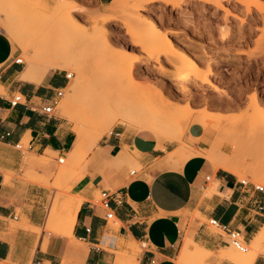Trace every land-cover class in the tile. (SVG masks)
Segmentation results:
<instances>
[{
	"label": "crops",
	"instance_id": "obj_1",
	"mask_svg": "<svg viewBox=\"0 0 264 264\" xmlns=\"http://www.w3.org/2000/svg\"><path fill=\"white\" fill-rule=\"evenodd\" d=\"M19 55L0 36V66ZM22 71L23 67L13 64L0 70L4 89L0 94V264H30L33 260L66 264V256L75 258L77 264H114L115 257L97 247L109 244L111 250L128 251L130 245L142 243L146 247L138 264H178L187 237L210 253L206 264H235L222 256L223 250L229 248L226 236L211 231L208 220L213 218L231 229L242 230L248 245L264 227V210L257 211L254 203L259 200L264 206L263 196L253 191L251 182L241 186L237 174L217 167L206 157L214 136L199 123L189 124L181 138L195 154L177 168H165L163 161L178 148V142L155 140L148 131L133 135L115 132L102 139L99 158L107 162L106 168L104 174L87 176L85 186L78 192L85 200L77 212L72 237L53 234L60 239L44 243L43 234L11 227V222L21 221L41 227L51 194L47 188L20 179L22 165L32 166L35 161L22 162L23 153L16 145L28 139V152L34 156H42L50 149L61 158L69 154L75 140L66 122L40 110L54 98L55 91L66 88L64 75L48 72L37 84L20 81ZM16 94L22 101L12 106ZM236 108L228 105L211 112L231 115L237 113ZM124 146L141 167L133 176L127 169L113 171L110 164ZM221 151L230 154V146L223 144ZM105 175L113 193L110 206L115 221L121 225L112 232V238L107 235L105 211L89 204L94 192L105 190ZM131 177L134 178L127 181ZM116 197L123 200L120 206L114 202ZM85 228L90 229L88 234ZM251 264H264V255L255 256Z\"/></svg>",
	"mask_w": 264,
	"mask_h": 264
},
{
	"label": "rangeland",
	"instance_id": "obj_2",
	"mask_svg": "<svg viewBox=\"0 0 264 264\" xmlns=\"http://www.w3.org/2000/svg\"><path fill=\"white\" fill-rule=\"evenodd\" d=\"M45 1L48 2L51 11L61 4L69 3V6L74 8L72 10L73 15L85 24V26L80 27L85 32L94 30L91 27H95L88 20V15L90 18H93V15L94 18H99L97 16L102 17V13L114 16L117 11L115 9L113 12H107L109 5L114 0H43L40 2V7ZM261 2L264 3V0H221V7H216L211 0H182L174 7L170 0H151V2L140 4V8L137 10L146 22L142 29H146L150 23H154L157 33L161 34L162 37L164 36V39L167 38L166 42L170 39L168 46L172 45L176 55L179 56L177 59L172 58L173 56L159 54L154 57V59L159 58H157L158 60L155 59L157 62L153 60L150 65H146V57H144L146 53L142 49L140 50L139 46L132 43L131 37L122 28L121 21L117 18L113 19L107 29L110 34L109 41L113 52L124 59H128L127 61H130L131 58H125L127 55H124V53L127 51L126 54H131H128V57H134L131 58L132 61L136 58L139 59L137 62L138 75L130 79V81L133 79V82L129 81L128 78L130 77L127 75L129 83L126 86V81H124V85L128 90L126 89L127 92L124 91V93L133 100L135 99V101L137 99L142 101L141 108L145 105L147 109L160 116L170 114L178 119L173 124L175 131L170 133V136H161L159 139L151 134L149 136L160 141H174V138H177L176 140L181 145L184 142L180 138L183 137L188 125L199 123L213 133V143L210 150H217L223 144H227L231 149V153L228 155H231L234 149L238 148L239 160L241 161L239 162L240 174L242 173L241 176H243L244 173L245 176L239 178L241 181L264 187V115L257 118L254 116L258 108H261L260 100L264 101V19H262L264 12L259 13V11H256L257 4ZM260 6L263 5L260 4ZM49 14L51 15L52 12ZM0 36L10 43L1 27ZM82 48L84 50L80 54H83L81 57L84 56L83 59L85 58L87 63L88 78L91 83L99 81L98 83L106 86L112 81L122 82V79L114 78L116 76L113 73L115 70L108 66L110 65V58L106 59L105 57L111 56L109 51H106L109 52V56H107L105 50L95 49L88 44L82 45ZM16 54L21 55L22 52L17 50ZM184 58L187 59L189 66L179 74L181 78L177 79L173 76L174 64ZM161 67H163V73H160L159 69ZM49 72H55L58 75H64L65 72L70 73L63 70H50ZM194 75L197 77H194ZM72 79L73 75L69 81L66 80V87L71 86ZM117 82L116 84H118ZM66 94V91L63 90V96L57 99L54 116L60 119L61 122H66L67 127L73 132L72 129L75 123L64 118L61 114L60 105L66 100ZM228 105L236 106L237 108L234 111L237 113L220 115L211 112L213 109L220 111L222 107ZM145 106L142 108L143 110ZM197 108H200V110H195ZM122 131L129 135L138 134L137 128L133 125H114L110 130L107 129L102 133V136L97 140L96 148L83 153L76 161H71L70 155L67 153L63 157V163H58V154L46 155V153H43L42 156L47 157L48 163L41 165L40 160L28 152V139L21 142L22 162L25 160L24 162L28 163L31 158H34L35 162L32 166L24 167L22 165L20 179L29 184H37L49 189V185L43 183V179L47 180L52 187L49 189L51 194L49 203L46 206L45 221L40 227L41 232L38 235L43 234L44 243L58 238L53 235L55 233L51 234L45 228L52 207H56L59 211L67 202L81 197L78 192L85 186L87 176H93L96 173L104 174L107 162L99 158V143L111 133ZM94 140V137L90 138V142ZM187 150L192 154L194 153L188 146ZM210 150L206 154L210 153ZM122 169H127L128 172H139L141 167L139 163L133 164L131 162L122 168H113L112 170L118 172ZM62 172L65 174L64 176ZM104 177L105 190H109L107 176ZM133 178H128L127 181ZM56 184H61L59 189L53 188L56 187ZM99 193V191L94 192L91 203L100 204ZM201 222L205 221L202 220ZM16 226H18V223L11 222V227ZM120 226L116 225L115 220H110L107 235L112 238V232H117ZM210 230L218 232L211 227ZM81 243L84 244L82 241ZM84 245L88 248V245ZM101 247L105 252L115 257L114 264H116L119 253L127 252L131 254L132 252L135 258L138 259L144 251L140 244L130 245L128 251L119 249L114 251L107 246ZM252 247L251 243L247 252L251 251L255 256L264 255V241L257 250ZM190 249L192 250V248ZM230 250L237 251L229 246L228 249L223 250L222 254H227ZM182 255L181 253L179 256L178 264H184L187 258ZM63 260L66 264L78 263L75 258L68 256L64 257Z\"/></svg>",
	"mask_w": 264,
	"mask_h": 264
},
{
	"label": "bare ground",
	"instance_id": "obj_3",
	"mask_svg": "<svg viewBox=\"0 0 264 264\" xmlns=\"http://www.w3.org/2000/svg\"><path fill=\"white\" fill-rule=\"evenodd\" d=\"M42 1L43 0H0V27L5 31L10 41V49L12 52L17 50L22 52L19 58L23 61L24 68L19 75L20 81L38 84L50 70L69 71V74L73 75L71 86L64 89L67 93L66 100L60 105L62 116L75 123L72 129L75 140L69 152L71 161H76L83 153H87L93 148H96L97 140L102 136V133L107 129L110 130L114 125H133L137 128L138 132H151L157 139L175 131L173 124L177 122V118L175 119V117L170 114L160 116L152 110L147 109L145 105L143 110L142 108L144 106L141 108L143 105L142 101H139L137 98L135 101V99L133 100V98L124 93V91L127 92L126 86L127 83H129L127 77H130L128 78L130 81L131 78H135V76L138 75L137 62L139 59L135 57L136 59L132 61L131 58L134 57H128L129 53L126 54L127 51L124 53V55H127L125 58L131 57L130 61H127L128 59H124L119 54L113 52L111 49V42L109 41L110 34L107 26L110 21L117 18L121 21L122 28L131 37L132 43L139 46L140 50L142 49L146 53V56H144L146 57V65H150L155 59L158 60V57V59H154V57L159 54H164L169 57L173 56L172 58L178 59L179 56L176 55L172 45L168 46L170 39L166 42L167 38L164 39V36L162 37L161 34L157 33V28L154 23H150L149 27L142 29L146 22L141 18L137 9L140 8V4L151 2V0H114L107 10V12H113L117 9L115 12L116 15L114 16L108 13H102V17L97 16L99 18H94L95 16L93 15V18H90L86 13L88 15V20L95 26L94 28L91 27L94 30H89L90 32H85L80 29V27L85 26V24L73 15L72 10L74 8L69 6V3H66L69 7L64 3V5L61 4L56 9L52 7L54 10L51 11L46 1L42 4V7H40V2ZM170 1L174 7L182 0ZM211 1L216 7H221V0ZM258 4L256 11H259V13L261 11L264 12V3L261 2ZM260 4L263 6H260ZM247 7H249V5H247ZM36 8L40 9L38 10ZM50 12H52L51 15L49 14ZM262 19H264V17ZM84 44H88L95 49H101V51L105 50L104 52L109 51L111 56L105 57L106 59L110 58V65L108 66H111V68L115 70V72H113L114 75H116H113L114 78L117 77V79H122V82H117L116 80L106 86L98 83L99 81L91 83L88 78L89 69L86 66L87 63L85 58L83 59L84 56L81 57L83 54H80V52L84 50V47L82 48ZM109 52H106L107 54L105 53V55L109 56ZM127 62H129V64H127ZM188 66L189 63L186 58L176 62L173 68V76L177 79L181 78L179 74ZM159 70L160 73H163V67ZM108 71L111 72L110 70ZM194 77L197 76L194 75ZM132 80L130 82H133ZM124 81H126V86L124 85ZM116 82L119 85L116 84ZM120 85L124 86L122 87ZM3 90L0 84V94H3ZM260 101L261 108H258V111L254 115L256 118L264 115V101ZM91 137L95 138L93 142H90ZM176 139L177 138H174V141L178 142ZM188 151L186 144L183 143L179 145L178 148L167 154L165 161H163V167H180L185 160L195 154V152L192 154ZM238 151V148H235L233 153L228 155L223 153L221 148L217 150L212 149L210 153L208 152L206 157L217 167L227 168L230 172H234L241 178L244 176V173L243 176H241L242 173L240 174L239 168V162L241 161L239 160L240 156L238 155ZM45 153L46 155L57 154L50 149H47ZM33 157L38 158L40 164L48 163L47 157ZM33 161H35L34 158L30 159L28 163H32ZM131 162L133 164H138L128 153L126 146H124L122 151L112 159L110 164L114 168H122ZM244 169L243 167V170ZM62 175L64 176L65 174L62 172ZM42 181L45 183L43 179ZM45 184H47V186L49 185V189L52 188L50 183ZM60 185L56 184V187L54 186L53 188L59 189ZM84 200L83 197H79L74 201L67 202L59 211L56 207H52L45 226L47 232L49 231L50 233L72 237L77 212ZM115 222L116 225L119 224L117 221ZM18 226L37 234L41 232L40 227L25 224L23 221H21ZM183 241L184 244H182L181 253L187 257L184 264H206V260L210 253L194 243L191 238L187 237ZM263 241L264 227L251 242L252 248L257 250ZM190 248H192V250ZM222 256L235 264H251L255 258V255L252 254L251 251L239 253L235 250H230L227 254L225 253ZM116 264H138V262L134 253L122 252L119 253Z\"/></svg>",
	"mask_w": 264,
	"mask_h": 264
},
{
	"label": "built area",
	"instance_id": "obj_4",
	"mask_svg": "<svg viewBox=\"0 0 264 264\" xmlns=\"http://www.w3.org/2000/svg\"><path fill=\"white\" fill-rule=\"evenodd\" d=\"M19 56H16L12 59L7 60L2 66L6 65H19L24 68V63L23 61L19 58ZM0 66V70L1 67ZM72 74H69L67 72L64 73V78L65 80L69 81L71 79ZM63 96V90H57L55 91L54 98L50 101L45 102L41 107V113H43L46 116H53L54 115V109L56 108L57 105V99L61 98ZM22 97L20 95H16L13 97V100L11 102L12 106L21 103ZM17 149H21V145L18 144L16 145ZM64 158L61 157L58 159V163H63ZM137 171H130V175L136 174ZM247 184H249L246 181H241L240 185L245 187ZM253 186V191L255 193H259L260 195L263 196L264 198V187L260 185H256L253 183H250ZM113 193L110 192L109 190H103L100 191L99 196H100V206L104 211H105V220L109 222L110 220H115V215L114 212L111 209L110 202H111V197ZM117 206H120L123 203V200L119 197H116V200L114 201ZM255 206L257 211L262 212L264 210L263 202L259 200H255ZM89 204L96 205L94 203L89 202ZM208 226L211 228L216 229L220 234H224L228 240V245L232 246L234 249H236L239 253H246L248 251V244L245 242V234L242 232L240 229H231L228 225L221 224L218 220L216 219H209L207 222ZM85 232L88 234L90 232L89 228H85ZM101 245H103V242H101ZM109 246V244H106V246ZM107 246V247H108ZM146 247L145 243L141 244V248L144 249ZM98 249H102L101 246L97 247ZM30 264H40L38 260H33Z\"/></svg>",
	"mask_w": 264,
	"mask_h": 264
}]
</instances>
